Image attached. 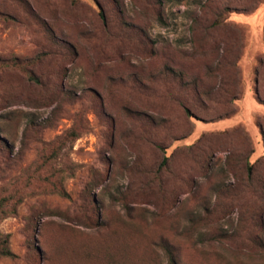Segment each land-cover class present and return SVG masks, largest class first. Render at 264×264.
<instances>
[{
  "label": "rangeland",
  "instance_id": "obj_1",
  "mask_svg": "<svg viewBox=\"0 0 264 264\" xmlns=\"http://www.w3.org/2000/svg\"><path fill=\"white\" fill-rule=\"evenodd\" d=\"M256 1L0 0V264H264Z\"/></svg>",
  "mask_w": 264,
  "mask_h": 264
},
{
  "label": "trees",
  "instance_id": "obj_2",
  "mask_svg": "<svg viewBox=\"0 0 264 264\" xmlns=\"http://www.w3.org/2000/svg\"><path fill=\"white\" fill-rule=\"evenodd\" d=\"M259 2L260 0H258V2L256 1L255 7H257V3ZM102 16L104 17V14H102ZM0 255L1 256H12L13 255V252L11 251L9 247L8 236H1V234H0Z\"/></svg>",
  "mask_w": 264,
  "mask_h": 264
}]
</instances>
